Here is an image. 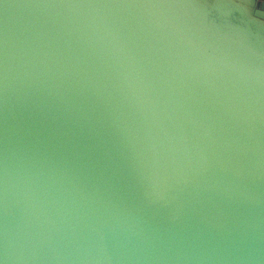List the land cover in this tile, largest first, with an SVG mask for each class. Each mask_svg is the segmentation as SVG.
<instances>
[{
	"label": "water",
	"instance_id": "95a60500",
	"mask_svg": "<svg viewBox=\"0 0 264 264\" xmlns=\"http://www.w3.org/2000/svg\"><path fill=\"white\" fill-rule=\"evenodd\" d=\"M0 264H264V0H0Z\"/></svg>",
	"mask_w": 264,
	"mask_h": 264
}]
</instances>
